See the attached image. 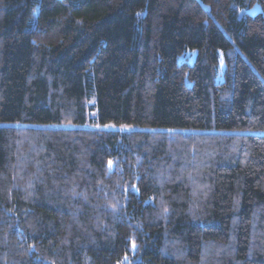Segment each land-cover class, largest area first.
Segmentation results:
<instances>
[{"label": "trees", "instance_id": "1", "mask_svg": "<svg viewBox=\"0 0 264 264\" xmlns=\"http://www.w3.org/2000/svg\"><path fill=\"white\" fill-rule=\"evenodd\" d=\"M0 264H264V0H0Z\"/></svg>", "mask_w": 264, "mask_h": 264}, {"label": "rangeland", "instance_id": "2", "mask_svg": "<svg viewBox=\"0 0 264 264\" xmlns=\"http://www.w3.org/2000/svg\"><path fill=\"white\" fill-rule=\"evenodd\" d=\"M261 10H262V6L259 3H257L252 8L249 9V12L251 14H256L260 12ZM222 67L224 68V64L222 65ZM221 79H222V75L219 76V80ZM99 126L104 127V128H115L116 127L113 123L106 124V125H99Z\"/></svg>", "mask_w": 264, "mask_h": 264}, {"label": "snow or ice", "instance_id": "3", "mask_svg": "<svg viewBox=\"0 0 264 264\" xmlns=\"http://www.w3.org/2000/svg\"><path fill=\"white\" fill-rule=\"evenodd\" d=\"M111 163V162H110Z\"/></svg>", "mask_w": 264, "mask_h": 264}]
</instances>
